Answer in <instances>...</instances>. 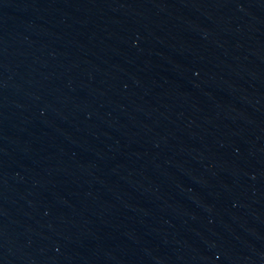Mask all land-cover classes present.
I'll return each instance as SVG.
<instances>
[{
	"label": "water",
	"instance_id": "1",
	"mask_svg": "<svg viewBox=\"0 0 264 264\" xmlns=\"http://www.w3.org/2000/svg\"><path fill=\"white\" fill-rule=\"evenodd\" d=\"M0 264H264V0H0Z\"/></svg>",
	"mask_w": 264,
	"mask_h": 264
}]
</instances>
